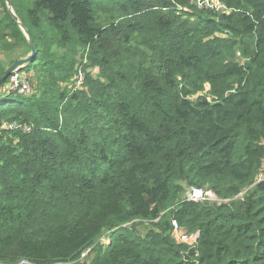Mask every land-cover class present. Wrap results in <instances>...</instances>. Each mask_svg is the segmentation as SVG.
<instances>
[{
	"label": "trees",
	"instance_id": "obj_1",
	"mask_svg": "<svg viewBox=\"0 0 264 264\" xmlns=\"http://www.w3.org/2000/svg\"><path fill=\"white\" fill-rule=\"evenodd\" d=\"M217 1L10 0L35 92L0 90V264H264V0Z\"/></svg>",
	"mask_w": 264,
	"mask_h": 264
},
{
	"label": "built area",
	"instance_id": "obj_2",
	"mask_svg": "<svg viewBox=\"0 0 264 264\" xmlns=\"http://www.w3.org/2000/svg\"><path fill=\"white\" fill-rule=\"evenodd\" d=\"M192 4L196 6L197 9L200 10H212L215 12H227L228 10L226 9V7L222 4H220L217 0H191ZM82 73L79 71L78 73V78H77V86H79L82 82ZM5 88L7 91L9 92H13V93H17L21 96L24 97H29L32 95V89H31V84L29 81V77L25 72H15L13 73L9 79L8 82L5 85ZM6 127H8L9 129H13V128H17L18 126H16L15 124H10V125H5ZM22 130L25 133H28L30 131V127L23 125L22 126ZM256 183H264V171L260 172L257 177H256ZM186 198L192 202H205V201H218L219 199L217 198V196L211 192V191H204L203 189L200 188H195V187H190L188 189V193L186 195ZM138 222V221H136ZM135 222H132L131 224H133ZM184 231L181 230L177 223L175 221H172V236L173 238L179 243V237L182 236V233ZM185 233V232H184ZM108 234V233H107ZM186 234V233H185ZM188 238H191L194 242H196L198 235L197 234H191L188 235ZM108 239V236H106ZM103 238V237H102ZM101 238V239H102ZM100 239V240H101ZM101 244H108V242L103 243L101 241H99ZM182 244H184L185 242H183L181 240ZM195 244V243H194ZM192 245H188V246H193ZM187 245V244H186ZM93 257V247H89L86 250H84L83 252H81L80 256L72 262H66V263H55V264H78V263H82V262H88L89 260L91 261ZM17 264H34L29 262L28 260H20Z\"/></svg>",
	"mask_w": 264,
	"mask_h": 264
},
{
	"label": "rangeland",
	"instance_id": "obj_3",
	"mask_svg": "<svg viewBox=\"0 0 264 264\" xmlns=\"http://www.w3.org/2000/svg\"><path fill=\"white\" fill-rule=\"evenodd\" d=\"M25 52H26V49L24 47H20V48L16 49L15 51H13L11 53H7V54H5L4 52H0V59L3 61L4 64H10L13 61L15 62L16 59L19 60V59L27 57L29 55V53L26 55ZM81 62L85 64L84 60H81ZM26 74L28 75L29 80L30 79L32 80L31 72L30 73H26ZM77 78H78V75H77ZM31 89H32V94H33L35 92L33 80H32V84H31ZM187 193H188V189H187V191L184 194H182L183 195L182 197L184 198L187 195ZM244 194H245L244 192L241 193L239 195V197H243ZM206 203L220 205V204H226L228 202L224 201V200H222V201L218 200V201H215V202L207 201ZM130 225H132V224H130ZM133 225L135 226L136 230L139 231L140 235H144L146 233V231L150 228L147 223L135 222ZM106 235L107 234H105L103 236V238L100 240L101 242H103V243L108 242V239H107ZM179 240H180L179 243H182L181 242V240H182L183 242H185L184 244H187V245H192V244L195 243L191 238H188V236L184 232L182 233V236L179 237ZM90 263H91V261L89 260L88 262L85 261V262L78 263V264H90Z\"/></svg>",
	"mask_w": 264,
	"mask_h": 264
},
{
	"label": "water",
	"instance_id": "obj_4",
	"mask_svg": "<svg viewBox=\"0 0 264 264\" xmlns=\"http://www.w3.org/2000/svg\"><path fill=\"white\" fill-rule=\"evenodd\" d=\"M4 1H5L6 8H7L9 14L12 16V18L15 21V23L17 24V26L19 27V29L21 30L22 34L25 37V40L27 42V45H28V47L30 49V54L27 57H25V58L16 60L15 62H13L12 64H10L6 68L4 75H2V77L0 78V90H1L2 86L4 85L5 81L13 73H15L16 71H19L23 66H25L30 61H32V59L35 56V46H34V43L32 41V38H31L28 30L24 27L23 23L13 13L10 0H4Z\"/></svg>",
	"mask_w": 264,
	"mask_h": 264
}]
</instances>
